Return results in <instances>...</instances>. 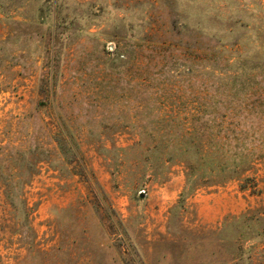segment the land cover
Listing matches in <instances>:
<instances>
[{"label": "rangeland", "instance_id": "1", "mask_svg": "<svg viewBox=\"0 0 264 264\" xmlns=\"http://www.w3.org/2000/svg\"><path fill=\"white\" fill-rule=\"evenodd\" d=\"M0 264H264V0H0Z\"/></svg>", "mask_w": 264, "mask_h": 264}, {"label": "trees", "instance_id": "2", "mask_svg": "<svg viewBox=\"0 0 264 264\" xmlns=\"http://www.w3.org/2000/svg\"><path fill=\"white\" fill-rule=\"evenodd\" d=\"M235 140L236 142L230 145L213 144L209 139L188 146L183 145L181 152L184 153L181 154L185 157L182 161L186 166L187 186L190 189L200 179L217 181L231 177L237 171L246 169L257 158L254 147L244 146L241 137ZM6 199L11 206L20 205L25 209L24 200L19 195L7 193Z\"/></svg>", "mask_w": 264, "mask_h": 264}]
</instances>
